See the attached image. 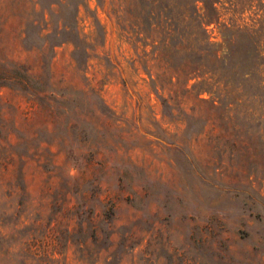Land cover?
I'll return each mask as SVG.
<instances>
[{
    "label": "rangeland",
    "instance_id": "1",
    "mask_svg": "<svg viewBox=\"0 0 264 264\" xmlns=\"http://www.w3.org/2000/svg\"><path fill=\"white\" fill-rule=\"evenodd\" d=\"M140 9L0 0V264H264V106L156 91ZM15 62L45 95L3 84Z\"/></svg>",
    "mask_w": 264,
    "mask_h": 264
},
{
    "label": "trees",
    "instance_id": "2",
    "mask_svg": "<svg viewBox=\"0 0 264 264\" xmlns=\"http://www.w3.org/2000/svg\"><path fill=\"white\" fill-rule=\"evenodd\" d=\"M225 1L229 7L223 0H139L141 24L149 23L153 58L161 69L152 78L156 91L175 84L174 76L176 81L183 78L185 86L189 79L201 77L192 87L197 86L198 93L207 92L210 97L202 99L212 106H264V10L249 14L245 21L242 6L248 0ZM217 5L224 13L231 10L227 22L219 23L222 14ZM212 23H219L221 41L210 40ZM12 66L1 71L3 84H18L31 95H45L36 85L42 78L32 67L18 62Z\"/></svg>",
    "mask_w": 264,
    "mask_h": 264
},
{
    "label": "clouds",
    "instance_id": "3",
    "mask_svg": "<svg viewBox=\"0 0 264 264\" xmlns=\"http://www.w3.org/2000/svg\"><path fill=\"white\" fill-rule=\"evenodd\" d=\"M71 174V173H70Z\"/></svg>",
    "mask_w": 264,
    "mask_h": 264
}]
</instances>
